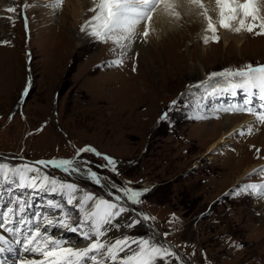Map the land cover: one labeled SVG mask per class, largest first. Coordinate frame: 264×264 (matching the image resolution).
<instances>
[{
	"label": "rangeland",
	"instance_id": "rangeland-1",
	"mask_svg": "<svg viewBox=\"0 0 264 264\" xmlns=\"http://www.w3.org/2000/svg\"><path fill=\"white\" fill-rule=\"evenodd\" d=\"M65 1L0 0V210L15 209V220L27 214L46 223V215L57 222L48 226L56 231L52 234L84 248L91 241L71 228L90 231L86 205L94 210L96 204L87 196L117 203L111 193L123 195L118 189H126L124 198L139 201L134 210L148 217L168 244L117 203L124 211L102 239L105 245L126 239L129 250L113 254L127 258L147 240L176 250L188 264H264V195L260 188L241 191L264 185V122L257 119L264 102L251 88L226 92L223 84L232 87L229 81L243 78L221 75L264 65V35L246 31V43L238 48L215 30L219 40L211 38L213 48L204 52L200 35L207 13L198 8L201 24H186L182 17L180 30L154 43L141 33L130 44L123 41L126 48L92 35L80 45L88 26L81 27L99 9L77 25L71 13L75 0ZM254 7L258 24L264 7ZM227 103L231 106L223 111ZM230 118L240 119L228 126ZM245 118L249 122L240 127ZM225 134L226 141L212 150ZM65 160L92 168L108 186L47 165ZM29 169L42 179H29ZM60 182L79 191L61 190ZM35 189L42 199L32 202ZM97 257L123 264L107 253Z\"/></svg>",
	"mask_w": 264,
	"mask_h": 264
},
{
	"label": "snow or ice",
	"instance_id": "snow-or-ice-1",
	"mask_svg": "<svg viewBox=\"0 0 264 264\" xmlns=\"http://www.w3.org/2000/svg\"><path fill=\"white\" fill-rule=\"evenodd\" d=\"M59 3H62V0H58V5ZM161 3L165 4L166 8L173 7V5L168 2V0H100V2L95 5V7L89 9L90 11L94 12L99 9L97 15L92 17V19L89 20L86 25L82 26L81 31H84L85 27L93 25V22L96 21L98 24L93 27V30L89 32V35L95 36L97 39H100L104 42L112 40L113 43H116L120 48H126L134 38L137 26L143 21H151L152 12H154L157 5ZM190 3L198 6L201 9L204 8L201 0H190ZM216 4L220 9V27L236 33L247 31L254 35H264V18H260L258 24L255 23L258 20V16L256 15V9L254 7V0H243V2H240V0H216ZM9 11H14V9H9ZM241 12L244 19H240L239 27H233L231 21L236 19L237 15H239ZM248 17H251V20L253 21L251 25L245 23V20ZM257 27L260 28V31H255ZM208 29L215 33V26L211 22L208 24ZM143 35L145 37L149 35L147 25L145 26ZM214 38L217 41L219 40L218 36H215ZM125 40L129 41V44H124L123 41ZM207 42L208 37H205V43ZM114 63L119 65L122 63V61L117 60L114 61ZM221 75H234L242 77L243 80L241 83L232 85L234 88L247 87L253 89L254 91L264 93V65L256 67L248 65L246 70L237 71L235 73H221ZM261 98L264 99V95H262ZM257 119L261 122H264V114H257ZM249 132H251V128H249ZM240 134L243 135V133ZM83 151H94V149L86 148ZM106 159H108L110 164H115L111 158ZM38 163L41 165L44 164L43 161ZM50 163L54 167L62 168L65 172L71 173L78 171L77 168L73 167V162L70 160L59 162L52 161ZM113 170L115 171V168H113ZM29 171L32 170L29 169ZM89 174L97 184L100 183L99 177L96 173L90 172ZM0 175H3L2 167H0ZM29 179L35 180V176H31ZM44 179L48 180L53 186L57 184L55 179L49 180L47 177ZM32 186L35 187L36 185L33 184ZM257 188H260V194L264 195V185H248L246 188L241 189V191H247L248 189L255 190ZM60 189L67 190L69 193H76L79 191L75 185L64 184L62 182H60ZM52 190L55 191V187H53ZM118 191H120L123 195L111 193L115 201H119L124 198V196H127L126 189H118ZM133 195L139 197L142 195V193L134 192ZM97 199L98 198L93 197L92 195L87 196V201L96 204L94 210L91 209L90 205H86V207H89L90 210L87 212L85 223L88 224L90 231L84 232L78 227L71 228V230L74 232L80 231L83 239L91 241L88 245H86L84 248H76L72 246L64 247L63 242L61 241L46 239L41 243V245H39L40 248H43V250L39 252L43 259L39 262L32 261L30 264H100V262L97 260V253L101 255L107 253L108 257L112 261L119 259L120 261H123V264H154L155 258L157 257L163 258L164 256L174 255V253H172L168 248H164L163 245H159L158 243L150 244L147 240L138 242L137 247L139 250L127 258L113 254L114 250L117 253L120 251L129 250V241L126 239H121L115 241L114 245H105L102 236L106 226L111 224L112 217L117 216L120 212L124 211V209L123 207L118 206L117 203L108 200L99 199V202L96 203ZM72 202L73 200L70 195L68 203L71 204ZM79 202L84 203V201ZM138 202V200H133V203ZM53 207L55 206L53 205ZM15 211V209L9 210V212L12 214H14ZM145 219H148V217H145ZM138 222L139 221H136L134 223ZM55 223L57 222L52 219H47L45 228ZM131 226L133 225H129V227ZM43 235L44 233L40 231L39 226L35 229H32L31 237L28 240L29 247ZM132 243L137 242L133 241ZM141 245H148V247H142Z\"/></svg>",
	"mask_w": 264,
	"mask_h": 264
},
{
	"label": "bare ground",
	"instance_id": "bare-ground-1",
	"mask_svg": "<svg viewBox=\"0 0 264 264\" xmlns=\"http://www.w3.org/2000/svg\"><path fill=\"white\" fill-rule=\"evenodd\" d=\"M65 2L68 5L72 4V0H66ZM168 2L170 4H172L173 7L166 8L165 4H163V3L159 4L156 7L155 11L152 12V14H151L152 15L151 21H143L137 26L136 34L134 37H136L137 35H139L141 33H144L145 26L147 25V30L149 32L148 36L150 37L149 42L154 43L157 40V38L158 39L160 38L161 35H166L169 33L172 34L173 32H177L178 30H180V28H177V26L179 25V23H178L179 19L180 18L182 19V17L186 19L185 20L186 24L187 23H189V24L192 23V25L193 24H201V18L199 16L197 17L198 12H195V10L198 9L199 7L190 3V0H168ZM240 2H243V0H240ZM98 3H99V0L95 1V3H94V0H75V5H74L71 13H72L73 19L75 20L76 24L80 25L82 22H86L89 19L90 15H92L91 12H94V11H89V9L93 8L94 4L96 5ZM201 3H203V5H204L203 9L207 13L206 19H205V24L204 23L202 24V33L200 35V38L203 41L204 46L205 47L211 46L212 41H213V40H211V38L215 37V33L212 30L208 29V24H209V22H211L215 26L216 30H220V32H222L223 37H224V41L226 44H228V41H230V39H232V41L237 43L238 48L243 47V45L246 43L245 39H246L247 32L241 31L240 33H236V32L230 31L228 29H225L223 27H220V16H219L220 9H219V6H217V4H216V0H201ZM254 3L258 6V8L264 7V0H254ZM178 13L180 15H177ZM96 15H97V13L94 16H96ZM240 16H241L240 18H237V19H234L231 21L233 27H239L240 19H244L242 12L240 13ZM194 17H195V19H194ZM202 17H203V15H202ZM250 21H251V17H248L245 20V23L249 24ZM96 24H98V22L94 21L93 25L88 26L87 30L85 32H82V35H79L78 42L80 45L83 44V41L90 40L89 31H92L93 27ZM205 37H208L207 43H205ZM205 47L201 48V50L204 52L213 48V46H211V48H205ZM229 47H230V45H229ZM229 82H231L232 84H235V83H233V81H229ZM223 86H224L226 92L236 91L239 89V88H234V87H228V86H225L224 84H223ZM262 95H264V93L263 94L261 93V96ZM261 101L264 102V99H261ZM230 106L231 105L229 103H227L223 107V111H228L229 109H227V108ZM232 109L235 110L234 107ZM228 119H227V122H228L227 125L229 126L231 124V122L233 123L234 120H238L240 118H230V120H228ZM248 122H249L248 119L244 120L243 123L240 125V127H244ZM233 130H234V126H233L231 131H233ZM232 133H234V132H232ZM228 136H229L228 134H225L222 138H220L212 146V150H215L216 148H218L219 144L222 141H226V138ZM75 168H77L78 171L70 173L74 177L77 176V178H78L79 176H81L83 179H91L92 178L89 174L90 171L87 172L86 169H80L78 167H75ZM250 168H252V167H250ZM30 174H32V176H35V175L38 176L39 175L40 180L42 179L41 176H43L40 172H36V171L30 172ZM94 183L97 184L96 182H94ZM100 183L104 184V187L108 186L107 183H105V181L102 180V177L100 178ZM33 194H34V197L32 198V202L34 201V199L36 197H37L36 199L38 200V196L40 199V191L39 190H37V191L34 190ZM35 204H37V203H34L31 205V210H33L35 208ZM10 209H12L10 206L4 205L3 209L0 210V264H30V262H32V261L39 262L40 260L43 259V257L39 254V252L42 251L43 248H40L39 245H41V243L43 241H45L46 239L61 241V242H63L64 247L72 246V247L78 248V246H76L72 243L64 242L63 238H61L62 235H60L58 233L52 234L56 231L50 227L45 228L44 225L46 223L39 225L41 220H39L38 218H35L36 220H31L29 218H26L27 214H25L24 216L19 215L22 220L12 219L13 214L11 212H9ZM29 210L30 209H27V212ZM18 211L20 212V210H18ZM131 217H133L135 220L138 219L137 218L138 216H136L133 212H131ZM115 219H114V217H112L111 224L106 226V229L103 233L104 238H108V236L111 235L112 231L114 229H116L115 228V225H116ZM52 220H54V219H52ZM44 221L47 222L46 216L44 217ZM119 222L122 224V227L124 228L126 226L127 220H125L123 218V219H119ZM33 223L36 225H33ZM140 224H141L140 226L144 225V223H142V222ZM38 226L40 228V231L42 233H44V235L42 237H40L35 243H33L29 247L28 240L31 237L32 229H35ZM141 246L146 247L145 245H141ZM136 248L138 249V247H136ZM33 249H37V250H33ZM175 256H176V254H175ZM73 259H75V258H73ZM97 260L100 262V264H106L104 261L100 260L98 257H97ZM178 260L181 261V264L185 263L181 258L179 259L177 257L176 259H174L173 256L172 257L171 256H164L163 258L157 257V260H155L154 264H174L176 262L178 264V262H179Z\"/></svg>",
	"mask_w": 264,
	"mask_h": 264
}]
</instances>
